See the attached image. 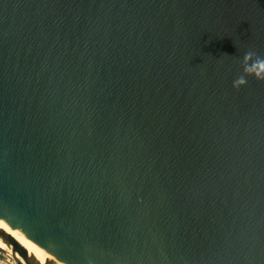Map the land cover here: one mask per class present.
I'll return each mask as SVG.
<instances>
[{"label":"water","instance_id":"obj_1","mask_svg":"<svg viewBox=\"0 0 264 264\" xmlns=\"http://www.w3.org/2000/svg\"><path fill=\"white\" fill-rule=\"evenodd\" d=\"M249 52L264 0H0L16 264H264V81L233 87Z\"/></svg>","mask_w":264,"mask_h":264},{"label":"clouds","instance_id":"obj_2","mask_svg":"<svg viewBox=\"0 0 264 264\" xmlns=\"http://www.w3.org/2000/svg\"><path fill=\"white\" fill-rule=\"evenodd\" d=\"M254 54L249 52L243 57V74L233 82L234 88H240L247 82V77L257 81H264V59H253Z\"/></svg>","mask_w":264,"mask_h":264},{"label":"rangeland","instance_id":"obj_3","mask_svg":"<svg viewBox=\"0 0 264 264\" xmlns=\"http://www.w3.org/2000/svg\"><path fill=\"white\" fill-rule=\"evenodd\" d=\"M0 264H16L12 253L10 252V248L4 250V252H0Z\"/></svg>","mask_w":264,"mask_h":264},{"label":"bare ground","instance_id":"obj_4","mask_svg":"<svg viewBox=\"0 0 264 264\" xmlns=\"http://www.w3.org/2000/svg\"><path fill=\"white\" fill-rule=\"evenodd\" d=\"M1 229V228H0ZM0 249H3L6 251V249H8V247L2 242V240L0 239ZM11 252V251H10ZM18 259L19 257L17 255H15Z\"/></svg>","mask_w":264,"mask_h":264}]
</instances>
